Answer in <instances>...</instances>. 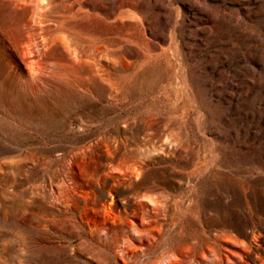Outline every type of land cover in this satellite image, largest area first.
Here are the masks:
<instances>
[{
  "label": "rangeland",
  "instance_id": "1",
  "mask_svg": "<svg viewBox=\"0 0 264 264\" xmlns=\"http://www.w3.org/2000/svg\"><path fill=\"white\" fill-rule=\"evenodd\" d=\"M0 264H264V0H0Z\"/></svg>",
  "mask_w": 264,
  "mask_h": 264
}]
</instances>
